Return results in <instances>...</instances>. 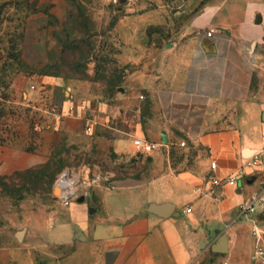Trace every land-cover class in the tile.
I'll list each match as a JSON object with an SVG mask.
<instances>
[{
    "label": "crops",
    "instance_id": "0c3cea01",
    "mask_svg": "<svg viewBox=\"0 0 264 264\" xmlns=\"http://www.w3.org/2000/svg\"><path fill=\"white\" fill-rule=\"evenodd\" d=\"M194 3L160 63L109 97L86 99L88 111L65 78L33 71L11 85L7 104L23 117L0 131V172L36 168L65 139L92 159L75 171L103 179L70 205L54 185L51 202L26 209L20 231H0V264H264V211L238 215L264 172L211 180L238 175L264 150V0ZM33 20L20 59L38 70L48 62L46 21ZM89 115L99 121L93 132ZM135 138L162 146L142 154Z\"/></svg>",
    "mask_w": 264,
    "mask_h": 264
},
{
    "label": "rangeland",
    "instance_id": "374dc122",
    "mask_svg": "<svg viewBox=\"0 0 264 264\" xmlns=\"http://www.w3.org/2000/svg\"><path fill=\"white\" fill-rule=\"evenodd\" d=\"M196 1L0 0V131L12 129L14 117H23L7 104L16 79L28 81L25 76L40 71L65 78L81 98L94 103L109 97L118 85L160 63L161 50L185 31ZM36 17L46 21L42 30L48 46V62L38 70L20 59L22 42ZM77 149L60 140L36 168L0 172V231H20L26 209L51 202L52 187L65 169L78 170L84 159L92 160L80 146Z\"/></svg>",
    "mask_w": 264,
    "mask_h": 264
},
{
    "label": "built area",
    "instance_id": "2783aa9c",
    "mask_svg": "<svg viewBox=\"0 0 264 264\" xmlns=\"http://www.w3.org/2000/svg\"><path fill=\"white\" fill-rule=\"evenodd\" d=\"M207 36H213V31H208ZM32 88H35L33 85ZM141 98H144L141 95ZM79 108L83 111H88V103L87 100L82 98L79 100L78 104ZM76 109L75 105L70 107V111L74 112ZM99 123L98 119L94 116H88V126L87 131L93 132L94 127ZM135 145L138 148V151L142 154L152 153L162 146V144L151 141L146 138H135ZM186 142L182 141L181 145H185ZM212 165H216L215 162ZM249 168H253L254 170L264 172V150L256 153L254 157L248 161L245 165H243L240 169L238 175H229L224 178H219L217 176H213L211 178L212 183L214 185H223L225 183H234L238 184L239 179L245 177L247 175V170ZM103 179V174L101 172L90 173L86 176L82 175L78 171L74 169H65L58 177L56 181V188L60 189L59 198L62 200L64 205H70V203L78 198L80 195L87 196L90 193V189L96 185L99 181ZM108 180V178H107ZM260 190L258 194L252 198L250 201L245 202L240 205L238 215L240 217L246 216L250 213L264 211V178L259 180ZM192 209L189 207L186 209V212H190ZM260 254H264L262 249L259 250ZM224 264H227L225 262Z\"/></svg>",
    "mask_w": 264,
    "mask_h": 264
},
{
    "label": "water",
    "instance_id": "95a60500",
    "mask_svg": "<svg viewBox=\"0 0 264 264\" xmlns=\"http://www.w3.org/2000/svg\"><path fill=\"white\" fill-rule=\"evenodd\" d=\"M60 192H61L60 189L56 188L55 194L58 195V193ZM80 200H83V198H81ZM151 210L163 216H168L173 213L174 207L172 205H157V206L152 207ZM21 236H22V233H19V237Z\"/></svg>",
    "mask_w": 264,
    "mask_h": 264
},
{
    "label": "trees",
    "instance_id": "16d2710c",
    "mask_svg": "<svg viewBox=\"0 0 264 264\" xmlns=\"http://www.w3.org/2000/svg\"><path fill=\"white\" fill-rule=\"evenodd\" d=\"M44 73V72H43Z\"/></svg>",
    "mask_w": 264,
    "mask_h": 264
}]
</instances>
